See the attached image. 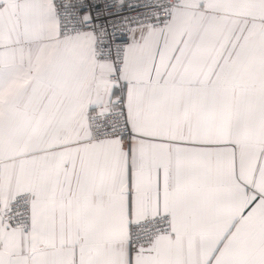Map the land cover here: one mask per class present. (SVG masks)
<instances>
[{
  "label": "snow or ice",
  "instance_id": "6c2138e0",
  "mask_svg": "<svg viewBox=\"0 0 264 264\" xmlns=\"http://www.w3.org/2000/svg\"><path fill=\"white\" fill-rule=\"evenodd\" d=\"M0 264H264V0H0Z\"/></svg>",
  "mask_w": 264,
  "mask_h": 264
}]
</instances>
